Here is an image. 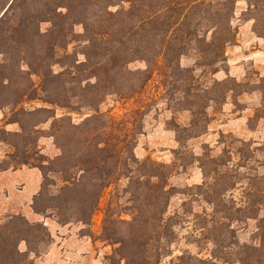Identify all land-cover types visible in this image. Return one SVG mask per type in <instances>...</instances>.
I'll use <instances>...</instances> for the list:
<instances>
[{"label": "trees", "instance_id": "1", "mask_svg": "<svg viewBox=\"0 0 264 264\" xmlns=\"http://www.w3.org/2000/svg\"><path fill=\"white\" fill-rule=\"evenodd\" d=\"M41 1L42 9L31 7ZM236 1L12 0L0 9V44L12 52L18 48L31 56V63L27 64L40 81L37 88L19 93L11 88L12 75H7L1 78V88L14 89L15 105L26 96L29 100L41 99L48 105L64 107L75 97L74 103L79 106L95 108L106 95L128 98L140 93L157 74L167 91L180 94L175 106L191 114L188 126L180 130L195 137L206 130L209 104L224 101L232 91L228 83L240 85L231 79L210 78L209 85H201L194 75L196 69L201 70V75H214L226 61L225 48L235 41L231 19ZM245 1L248 19H253L255 32L264 37V0ZM42 22L50 25L44 33L39 29ZM76 26L80 27L79 33L75 32ZM72 43L79 50L68 52ZM190 54L195 57L194 65L182 67L181 58ZM79 55L82 60H78ZM134 62H143L144 68L130 69ZM53 65H58L61 71L54 73ZM4 67L0 65L1 72ZM255 89L262 96L255 113L261 118L264 78ZM16 117L13 123H18L20 131L12 136L27 146L37 133L35 127L54 118V113L46 108H20ZM42 117L43 121L39 120ZM104 118L97 114L78 124H71L66 118L53 120L50 136L61 154L51 164L58 168L64 183L55 197H46L45 166L30 164L25 154L20 157L18 164L38 168L42 175L31 208L39 215L55 211L60 224L74 218L88 226L103 191L120 177L127 178L125 192L131 196L127 208L130 220L122 219L110 203L104 210L102 240L117 245L108 257L109 262L115 264L118 257L124 264H158V259L153 263L147 255V245L171 235L172 218H164L170 196L161 180L164 166L136 158L134 149L141 125L127 129L123 126V133L114 135L112 129L116 124L107 127ZM7 169L8 166H0V171ZM143 170L141 176H132ZM54 200L57 205L51 203ZM49 241V232L42 223H31L21 215L11 216L0 224V264H33L29 254ZM257 241L256 245L244 246L236 253L239 264H264L263 225L257 229ZM21 242L26 245L24 251L19 249Z\"/></svg>", "mask_w": 264, "mask_h": 264}, {"label": "rangeland", "instance_id": "2", "mask_svg": "<svg viewBox=\"0 0 264 264\" xmlns=\"http://www.w3.org/2000/svg\"><path fill=\"white\" fill-rule=\"evenodd\" d=\"M10 1L0 0V9L6 8ZM43 5L41 1L31 7L42 9ZM246 9L245 0L236 1L231 19V26L236 33L235 41L226 46V61L219 66V70L211 76L201 75L200 69L194 72L201 85H209L208 78L216 81L231 79L240 84L233 86L228 83L232 91L226 94L224 101L209 104L206 109V130L195 137L180 130L187 127L191 120L189 111L175 106L180 94L167 91L157 74L140 93L128 98L106 95L95 108L79 106L74 103L75 97L64 107L48 105L41 99L29 100L26 96L15 105L13 90L23 93L27 88H37L40 79L32 74L33 70L27 64L31 63V56L19 52L18 48L12 52L0 44V65L5 66L3 72L0 68V81L2 77L12 75L11 88H14L4 91L0 85V166H8L10 170L28 167L17 161L24 154L29 156L30 164L45 166L46 197H55L64 183L57 172L58 168L51 164L61 154L50 136L53 120L66 118L70 119L71 124H78L87 117L102 114L107 127L111 123L116 124L112 129L114 135H121L123 126L127 129L141 125L134 154L139 161L148 160L164 166L161 180L165 189L170 191L164 218H172L171 235L147 245V255L151 261L154 263L158 259V264H239L236 253L244 246L256 245L257 229L260 225L264 226V113L261 118L255 114L262 98L260 91L255 88L264 78V37L255 32L254 21L248 19ZM49 26L47 22L40 23V32L44 33ZM74 29L80 32L79 26ZM262 30L263 35L264 28ZM74 49L79 50L76 43L69 45L68 52ZM3 51H8V54ZM78 60H82L81 55ZM194 63L195 57L191 54L180 60L182 67H191ZM129 68L143 69L144 63L134 62ZM231 68L233 73L230 72ZM51 69L54 73L61 71L58 65H53ZM3 83H6L5 80ZM240 95L246 96L239 100ZM225 103L230 105L234 115L223 111ZM20 108H46L54 113V118L35 127L37 133L32 135L34 143L30 142L27 146L18 137L12 136L20 131L18 123H15L17 131L6 130V125L17 118L16 112ZM241 113L246 118L244 123H228V120H235V115ZM43 117L39 120L43 121ZM221 124L227 126L219 128ZM142 173L145 171L134 172L132 176H141ZM127 184L128 179L120 177L103 191L88 226L74 218L60 224L53 210H47L41 216L51 218L59 225L81 227V235L88 236L98 245L108 246L102 262L110 264L108 257L117 245L102 240L104 210L110 203L122 219L130 220L127 208L131 205V196L125 192ZM51 203L57 205V200ZM11 216L14 215L0 218V224ZM48 243L36 246V252H31L29 259L32 260V255L42 254ZM19 249L26 250L24 242L20 243ZM114 262L124 264L118 257H115Z\"/></svg>", "mask_w": 264, "mask_h": 264}, {"label": "crops", "instance_id": "3", "mask_svg": "<svg viewBox=\"0 0 264 264\" xmlns=\"http://www.w3.org/2000/svg\"><path fill=\"white\" fill-rule=\"evenodd\" d=\"M230 72L233 73L232 68ZM244 96L246 95H240L239 100H243ZM223 111L231 112L230 105L225 103ZM230 115L234 113L231 112ZM245 119L244 113H241L235 115V120H228V123H244ZM222 126L227 125L221 124L219 128ZM6 130L17 131V125L7 124ZM40 184L41 173L36 168L0 171V218L21 215L29 222H42L49 232L50 241L42 254L32 255L33 264H103L102 259L108 246L98 245L88 236L81 235V227L59 225L51 218H44L33 212L31 202L38 193Z\"/></svg>", "mask_w": 264, "mask_h": 264}]
</instances>
